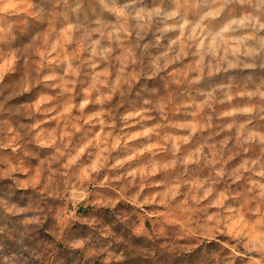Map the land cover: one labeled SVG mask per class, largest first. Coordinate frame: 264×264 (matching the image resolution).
I'll use <instances>...</instances> for the list:
<instances>
[{"label": "clouds", "instance_id": "clouds-1", "mask_svg": "<svg viewBox=\"0 0 264 264\" xmlns=\"http://www.w3.org/2000/svg\"><path fill=\"white\" fill-rule=\"evenodd\" d=\"M0 264H264V0H0Z\"/></svg>", "mask_w": 264, "mask_h": 264}]
</instances>
